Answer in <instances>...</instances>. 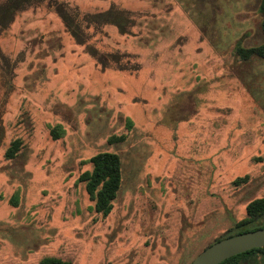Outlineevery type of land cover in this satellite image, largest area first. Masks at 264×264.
Listing matches in <instances>:
<instances>
[{"label": "rangeland", "instance_id": "rangeland-1", "mask_svg": "<svg viewBox=\"0 0 264 264\" xmlns=\"http://www.w3.org/2000/svg\"><path fill=\"white\" fill-rule=\"evenodd\" d=\"M54 2L83 17L122 10L125 32L83 22L77 42ZM258 7L40 0L16 10L0 26V264H189L244 217L264 195V58L241 60L234 47L263 41ZM100 151L121 161L106 216L78 180Z\"/></svg>", "mask_w": 264, "mask_h": 264}, {"label": "trees", "instance_id": "trees-1", "mask_svg": "<svg viewBox=\"0 0 264 264\" xmlns=\"http://www.w3.org/2000/svg\"><path fill=\"white\" fill-rule=\"evenodd\" d=\"M31 2L40 0H4L0 2V26H4L14 12ZM54 10L60 15L66 30L77 42L84 41V28L82 24H100L101 22L113 23L121 32H125L126 17L124 11L110 8L103 12H98L86 16H80L78 11L69 8L63 2H54ZM258 10L261 14V31L263 41L257 45L243 47L237 44L234 47L236 55L241 60H248L252 57L264 58V0H259ZM127 126L131 123L127 120ZM50 133L53 138H58L62 134L60 127L51 128ZM124 135L110 136L109 142H119L124 140ZM21 141L17 138L11 141L5 151L7 158H12L20 147ZM91 164L89 170L81 172L78 180L84 183V189L90 200L93 201V208L101 216H106L112 209V202L116 198L121 186V161L117 153L100 151L87 160ZM246 175L237 177L235 182L245 181ZM246 215L235 221L227 233L220 237L224 238L241 232L254 230L264 226V222L257 221L264 217V195L254 198L245 205ZM218 238V239H220ZM216 239V240H218ZM264 254V247L253 248L248 251L230 256L218 264H243L244 262H254L258 255ZM40 264H70L68 260H63L54 256H44L39 261Z\"/></svg>", "mask_w": 264, "mask_h": 264}, {"label": "water", "instance_id": "water-1", "mask_svg": "<svg viewBox=\"0 0 264 264\" xmlns=\"http://www.w3.org/2000/svg\"><path fill=\"white\" fill-rule=\"evenodd\" d=\"M260 247H264V226L212 242L197 253L189 264H218L230 256Z\"/></svg>", "mask_w": 264, "mask_h": 264}, {"label": "flooded vegetation", "instance_id": "flooded-vegetation-1", "mask_svg": "<svg viewBox=\"0 0 264 264\" xmlns=\"http://www.w3.org/2000/svg\"><path fill=\"white\" fill-rule=\"evenodd\" d=\"M244 264H250V262H245Z\"/></svg>", "mask_w": 264, "mask_h": 264}]
</instances>
